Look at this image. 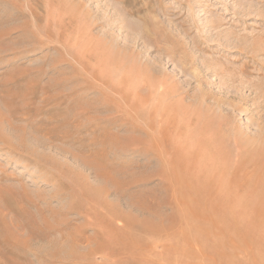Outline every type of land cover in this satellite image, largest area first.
<instances>
[{
  "label": "rangeland",
  "instance_id": "374dc122",
  "mask_svg": "<svg viewBox=\"0 0 264 264\" xmlns=\"http://www.w3.org/2000/svg\"><path fill=\"white\" fill-rule=\"evenodd\" d=\"M0 264H264V0H0Z\"/></svg>",
  "mask_w": 264,
  "mask_h": 264
}]
</instances>
